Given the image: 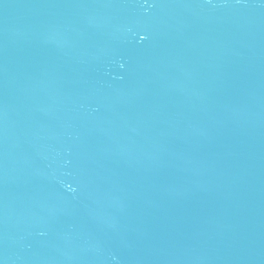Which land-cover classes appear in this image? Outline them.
<instances>
[{"label":"water","instance_id":"obj_1","mask_svg":"<svg viewBox=\"0 0 264 264\" xmlns=\"http://www.w3.org/2000/svg\"><path fill=\"white\" fill-rule=\"evenodd\" d=\"M0 264H264V0H0Z\"/></svg>","mask_w":264,"mask_h":264}]
</instances>
